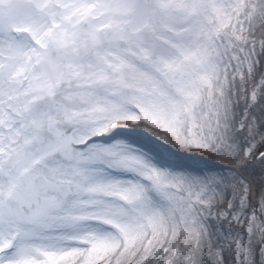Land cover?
<instances>
[{"label":"snow or ice","instance_id":"obj_1","mask_svg":"<svg viewBox=\"0 0 264 264\" xmlns=\"http://www.w3.org/2000/svg\"><path fill=\"white\" fill-rule=\"evenodd\" d=\"M0 264H264V0H0Z\"/></svg>","mask_w":264,"mask_h":264}]
</instances>
